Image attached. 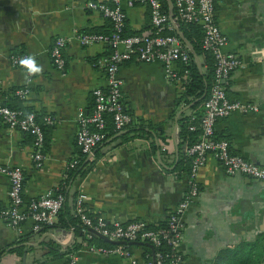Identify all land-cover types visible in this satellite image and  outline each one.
<instances>
[{"label": "crops", "instance_id": "0c3cea01", "mask_svg": "<svg viewBox=\"0 0 264 264\" xmlns=\"http://www.w3.org/2000/svg\"><path fill=\"white\" fill-rule=\"evenodd\" d=\"M93 1L112 2L0 0V102L32 108L47 124L45 159L37 166L33 135L9 127L0 116V165L22 169L26 203L47 193L62 191L65 196L53 224L35 230L29 217L19 230L1 214L11 199L9 177L0 171V264H63L72 255L77 264H133L119 251L92 248L99 246L98 239L73 219L79 194H84L87 212L93 217L103 216L109 222L142 219L159 225L192 187L189 172L177 168L188 145L181 142L180 125L184 116H199L200 122L204 105L195 108L196 100L179 101L184 86L167 78L160 61L133 56L121 64L123 98L133 121L108 134L94 148L93 157L78 147V112H91L94 89L108 87L105 69L95 62L111 51L110 45L104 41L84 45L77 37L81 32L110 30V20L89 5ZM215 2L216 17L228 37L225 50L246 61L226 80L227 93L232 99L260 106L258 111L220 117L215 133L230 141L233 152L264 165V60L251 56L253 49L264 46V0ZM122 6L128 32H152L147 4L130 6L122 0ZM60 35L72 37L64 50L63 68L56 66L51 55ZM13 53L30 54L41 72L30 74L21 64L14 65ZM199 59L206 70L204 57L199 54ZM20 87L29 89L24 98L16 93ZM46 115L54 122H45ZM83 157L82 165L71 174L75 167L70 162ZM194 182L198 195L181 214L183 235L178 249L183 264H264V181L228 172L210 152ZM144 245L131 250L139 264H150L153 257L146 259Z\"/></svg>", "mask_w": 264, "mask_h": 264}, {"label": "built area", "instance_id": "2783aa9c", "mask_svg": "<svg viewBox=\"0 0 264 264\" xmlns=\"http://www.w3.org/2000/svg\"><path fill=\"white\" fill-rule=\"evenodd\" d=\"M127 3L130 6L137 3L149 6L153 28L151 33L124 34L127 12L122 6V0H112L111 3L97 1L89 3L92 8L100 10L107 18L111 19L113 24L111 32H81L77 36L84 45L104 41L111 47V51L105 57L95 62L105 69L108 87L95 88V104L92 111L85 112L80 109L77 116L79 126L76 143L81 152L88 157H93L94 148L108 137V115L113 120L115 130L125 128L134 119L132 113L127 110L123 98L124 81L119 74V69L124 61L133 56L142 61H160L165 67L167 78L181 84L184 83L190 72L189 68L182 67V64H189L192 60L191 50L178 33L171 32V30H175V26L164 7V0H127ZM174 7V17L177 21L180 19L201 23L203 27L202 46L209 50L215 58L214 80L204 103V115L200 124L201 133L196 141L186 146V152L192 157L189 171L192 187L176 209L169 214L167 226H150V223L142 219L109 222L103 216L93 217L87 212L84 194H79L77 197L75 210V215L82 220L85 229L94 228L111 239H141L148 240L153 244H159L162 240L168 241L175 252L169 257V260H166V256L159 252L158 257L156 255V264H183L184 258L178 249L183 235L181 214L198 195V185L194 180L208 153H214L228 172L244 173L264 181V165L233 152L230 141L227 138L217 137L215 133V125L220 117L228 116L234 112H251L260 109L257 103L232 99L227 93L226 80L233 70L245 66L246 61L237 53L225 50L228 37L216 17L215 0H174ZM71 38L60 35L56 37L52 45V59L59 68H63L66 64L64 50ZM28 56L31 55L13 53L11 60L14 65H20V60ZM251 56L255 61L264 60V46L253 49ZM28 92L27 87L16 89L17 95L22 98L26 97ZM0 116L9 127L19 128L33 135L35 146L33 159L37 166H41L45 159L43 150L45 134L36 113L34 111L26 112L21 108L0 102ZM44 120L47 123L54 122V118L50 115H46ZM190 127L191 129L198 128L195 124ZM79 162L80 159L75 158L70 162V166L75 167ZM0 171L6 173L10 181L11 203L1 211L2 217L8 224L20 230L23 221L30 217L34 221L33 228L40 230L56 221L65 202L62 191L43 194L26 203L23 195L24 173L22 169L11 165H0ZM25 206L27 207L25 208ZM92 248L101 251H119L133 264H139L131 248L125 247V244H117L113 248L104 246H93ZM69 264H77L75 255L70 257Z\"/></svg>", "mask_w": 264, "mask_h": 264}, {"label": "trees", "instance_id": "16d2710c", "mask_svg": "<svg viewBox=\"0 0 264 264\" xmlns=\"http://www.w3.org/2000/svg\"><path fill=\"white\" fill-rule=\"evenodd\" d=\"M164 7L168 11V13L170 14L168 0H164ZM108 19L110 20V30L105 32V33H110L111 29H112V25H113L111 19L110 18H108ZM178 24H179L181 30L186 35V37L193 43L198 54H200L204 57V64H206V70L200 69L198 63L195 60V56H194V53L192 50H191L192 60L190 61V63L189 64H182V67H185V66L188 67L190 72H189L188 77L185 79V81L183 83L184 90L179 94L178 100L183 101L185 103H190V102L196 100V102L193 106L195 108H197V107H200L201 105H204V103H205V101L209 95V92L211 90L213 80H214V73H215V58H214V55L209 50L205 49L202 46L203 27H202L201 23L188 22V21H183V20L178 19ZM90 32H97V31H90ZM171 32L177 33L176 30H171ZM131 33H137V32H131ZM131 33L127 31V23H126V27L124 29V34H131ZM14 107L21 108V109L23 108L24 110H26V112L34 111L36 113V117H37L38 121L41 123L43 129L45 130L47 128V126H46L47 124L42 122V120L40 118V114L37 113L32 108L27 107V109H26L20 105L14 106ZM198 119H199V116H197L195 118H192L191 116H184L182 118L181 125H180L181 142L187 141L188 145H189V144H192L194 141H196L199 138L200 133H201L200 124H201L202 118L200 119V122H198L199 121ZM192 124L197 125L198 128L191 129L190 126ZM108 129H109V134H111L115 131L113 120H112L110 115H108ZM44 134H45V136L47 135L46 130L44 131ZM44 143H45V145L43 144V147L46 146V140H44ZM184 156H185L184 158L180 159V162H179L177 168L180 170L182 169V170H186L189 172L191 165H192V157L188 153ZM84 157L79 162V164L77 166H75V170H73L71 172V174H74V172L78 169V167L80 165H82V163L85 159ZM73 219L75 221L80 220V222H82V220L77 215H75V217H73ZM74 220H72V221H74ZM167 222H168V219L165 221H162L159 225L160 226H167V224H168ZM81 225H82V223H81ZM150 226H157V225L150 224ZM93 237L98 239V241H99L98 245L99 246H104L107 248H113V247L117 246V244L106 241L99 236L93 235ZM139 240H141V239H139ZM136 245H139V244L127 243V244H125V247L132 248L133 246H136ZM153 245H154L155 256L157 255V257H158V253L161 252L162 254H164L166 256V260H169V257L172 256L173 253L175 252V249L173 248V246L166 240H162L159 244H153ZM144 247H145L144 256L149 261L151 259V257L153 256V249H152V247H150L148 245L147 246L144 245ZM63 264H69V259L66 260Z\"/></svg>", "mask_w": 264, "mask_h": 264}, {"label": "water", "instance_id": "95a60500", "mask_svg": "<svg viewBox=\"0 0 264 264\" xmlns=\"http://www.w3.org/2000/svg\"><path fill=\"white\" fill-rule=\"evenodd\" d=\"M168 2H169V7H170V11H169L170 12V18H171V21L173 22V24L175 26L176 32L179 34V36L181 37V39L188 45V47L193 51L194 56H195V58L197 60V63L199 65L200 69H202V64L200 62L198 52L196 51L193 43L186 37V35L184 34V32L181 30V28H180V26L178 24V21L174 17L175 16L174 0H168ZM88 230H89V232L92 235L99 236V237L103 238L104 240L109 241V242H112V243H115V244H127V243H129V244H139V245L140 244H147V245L151 246L152 249H153V256H152L153 257V264H156V256H155V253H154V245H153L152 242H150L148 240H138V239H135V240L111 239L107 235H104V234L98 232L94 228L89 227ZM24 264H26L25 261H24Z\"/></svg>", "mask_w": 264, "mask_h": 264}, {"label": "clouds", "instance_id": "9594fccd", "mask_svg": "<svg viewBox=\"0 0 264 264\" xmlns=\"http://www.w3.org/2000/svg\"><path fill=\"white\" fill-rule=\"evenodd\" d=\"M20 64L24 66L28 73L36 74L41 72V67L36 64L34 57L28 56L20 60Z\"/></svg>", "mask_w": 264, "mask_h": 264}]
</instances>
